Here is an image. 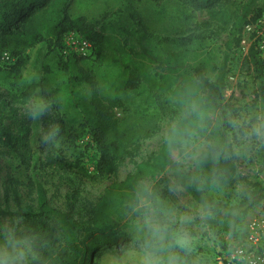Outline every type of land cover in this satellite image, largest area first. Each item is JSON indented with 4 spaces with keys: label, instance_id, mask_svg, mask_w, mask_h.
<instances>
[{
    "label": "rangeland",
    "instance_id": "1",
    "mask_svg": "<svg viewBox=\"0 0 264 264\" xmlns=\"http://www.w3.org/2000/svg\"><path fill=\"white\" fill-rule=\"evenodd\" d=\"M46 1L40 0L41 7H35L28 17H21L15 22V27L34 37L31 46L22 53L26 57L24 65L15 72L12 70L13 64L4 62L0 57V125L8 128L6 130L12 138L21 134V123L28 128L23 145L18 141H8L0 130V211L36 212L37 185H41L48 204L61 212H68L70 196L77 192L74 218L87 220L105 188L132 174L137 163L151 158L172 125L186 115L188 105L195 103L192 97L181 100L178 93H173V89L181 85L180 78L177 84L169 88L160 78L164 75L162 69L146 60L135 59V66L142 75H148V80L141 82V93L121 94L124 104L114 108V112L118 118L134 113L140 125L149 127L157 123L158 128L140 142L137 150L118 163L114 174L94 181L90 179L98 158L90 132L84 126L85 119L91 114L88 107L90 89L84 82L71 81L69 74L64 73L63 64L71 57L63 53L64 44L60 49L53 48V44L48 42L53 36L54 27L62 23L65 16L70 19L84 16L99 22L98 26L105 24L112 28L104 32L109 45L102 46L100 59L94 62L96 71L103 74L115 70L114 58L118 57L116 40L126 45L125 38L117 30L121 24L128 26L136 36L141 35L142 44L157 55L162 56L168 48L187 51L190 63L203 65L205 76L210 79L214 77L210 67L215 63L220 65L226 58L224 101L238 110L233 124L237 139L234 151L238 157V171L251 181L264 185V136L252 133L254 127L264 123V109L261 98L257 96L262 83L252 71L247 60L248 53L240 46V42L230 52L226 50L231 24L222 22V19L240 14L248 0ZM259 8H264V0L256 1L252 14L257 13ZM209 11L218 14L211 17ZM98 26L97 29L100 28ZM135 44L138 42L135 41ZM187 76L195 84H200L192 71H188ZM35 94L52 101L50 110L42 117L60 126V141L56 149L50 148L40 139V132L44 129L42 117L32 120L25 113L23 101ZM208 144L199 135L196 146L190 151L201 153ZM178 155L176 151L172 152V158L182 172L192 173L195 177L212 175L198 168L195 159L181 160ZM168 180L173 181L172 171L165 169L154 181H145L141 186L150 188L181 210L198 204L183 189L171 191ZM156 182L158 187H154ZM242 191L241 184L226 182L222 183V192L219 194L207 189L201 192L229 208L240 201ZM262 203L264 205V200L249 207L243 214L234 210L238 218L233 220L235 227L232 229L236 235L231 234L227 219L213 225L216 229L214 239L206 232L200 233L201 241L188 257L191 264H217L218 252L224 250L226 242L231 239L242 238L248 221L260 212ZM137 204L120 218L121 224L125 225L124 239L118 245L100 248L91 257L90 264H110L111 261L125 258L126 253L139 247L141 239L132 236V233L140 232L139 226L142 224L140 214L136 211ZM42 224L53 227L52 221L42 218L0 216V236L10 227L18 232H32L33 229L39 230ZM32 235L36 238L40 255L36 264H45L40 231Z\"/></svg>",
    "mask_w": 264,
    "mask_h": 264
},
{
    "label": "trees",
    "instance_id": "2",
    "mask_svg": "<svg viewBox=\"0 0 264 264\" xmlns=\"http://www.w3.org/2000/svg\"><path fill=\"white\" fill-rule=\"evenodd\" d=\"M256 1L248 0L240 14L235 17L229 16L225 20L222 19L224 24H231L225 44L228 52L239 46L244 26L254 21L261 13L262 9L259 8L257 13L252 14V8ZM45 2L47 1L45 0ZM41 4L40 0H0V57L3 53H8L10 56L8 63L13 64L12 70L14 69L15 72L24 65L26 57L22 53L31 46L34 40V37L28 32L19 30L18 26L15 27V22L21 17H28L34 12L35 7H41ZM209 14L214 17L218 13L209 11ZM98 25L99 22L88 20L84 16L74 19L65 16L62 23L54 27L53 36L48 40L50 44H53V48L60 47L61 49L65 33L76 32L94 46L92 56L70 55L71 57L63 64L64 73L69 74L71 81L84 82L90 89L88 107L91 114L85 119L84 126L90 132L98 158L94 166V173L89 178L94 181L114 174L118 163L130 155L133 150H137L140 142L150 137L158 128L157 123L149 127L140 125L134 118V113L118 118L114 112V108L124 104L121 94L141 93V82L148 80V75H142L133 62L140 58L164 71V75H161L160 78L167 87L171 88L178 83V78L181 79V85H177L173 89V93H178V98L181 100L191 97L195 99L198 110L203 113L205 123L200 135L209 142L207 148L201 152L205 158L197 163L198 168L206 174L210 172L212 175H219L222 183H236L243 186L242 198L236 205L229 208L243 214L246 209L264 200V185L261 182L251 181L238 171V157L234 151L237 139L233 132L234 118L237 117L234 115L238 113V110L224 101L226 58L220 65L215 63L210 67V72L214 75L213 79H210L205 76L203 65L190 63L187 51L168 48L162 56L157 55L142 44L141 35L136 36L128 26L121 24L117 30L125 38L126 45L121 44L118 39L116 40L115 51H117L118 57L114 58L115 70L103 74L96 71L94 62L99 61L102 46L109 45L104 32L108 29L112 30V28L105 24ZM97 26L100 28L97 29ZM135 41L138 44H135ZM136 48L139 50L136 51ZM247 60L252 71L261 80L262 84L258 89L257 96L261 98L264 109V75L257 52L253 47L248 51ZM188 71L193 72L200 82L199 85L187 76ZM188 118L192 119L193 117L188 116ZM51 122L47 117L41 118L44 129ZM6 129L8 128L0 125V130L8 141H18L22 145L25 143L28 128L24 124L21 123L19 126L21 134L14 138ZM173 151L175 150L168 147L165 136L151 158L137 163L132 174L126 176L122 181L112 182L105 188L92 207L89 218L85 221L74 218V214L77 212V192L70 196L68 212H61L48 204L41 185H37L38 210L36 212L0 211V216L42 218L53 222V227L42 224L39 230L23 232L32 235L33 232L40 231L44 244L42 255L45 264H90L91 257L100 248L111 244L118 245L124 239L125 225L121 224L120 218L137 204L138 193L145 189L141 183L148 180L154 181L165 169L172 171L173 181L168 180V184L171 187L174 184L183 185L182 189L196 203L205 198L214 200L197 190L195 184L191 182V178L195 177L194 174L184 173L178 169L172 158ZM217 153H219L218 156ZM262 156L264 158V149ZM154 187H158L157 182ZM215 201L218 207L227 208L223 203ZM237 218L235 215L225 217L221 212L211 223L217 225L224 219L235 221ZM230 232L236 235L233 229ZM132 236L140 238V232L132 233Z\"/></svg>",
    "mask_w": 264,
    "mask_h": 264
},
{
    "label": "clouds",
    "instance_id": "3",
    "mask_svg": "<svg viewBox=\"0 0 264 264\" xmlns=\"http://www.w3.org/2000/svg\"><path fill=\"white\" fill-rule=\"evenodd\" d=\"M51 104L52 101L41 94L23 101L25 113L32 120H39L50 110ZM188 116L193 118L189 119ZM204 127L203 113L195 103H190L186 115L167 132L166 143L179 154L178 159H195L199 163L205 156L190 149L196 146ZM252 133L264 136V123L254 127ZM40 139L50 148L56 149L60 141V126L57 123L49 124L41 130ZM191 182L199 191L207 189L217 194L222 192L221 177L217 174L192 177ZM182 188L183 185L174 184L171 191L177 192ZM136 211L142 219L139 226L141 244L126 253L125 258L111 261L110 264H191L188 257L200 243V233L206 232L214 239L216 229L211 222L221 212L225 217L235 215L234 209L220 208L215 200L207 198L181 210L150 188L138 193ZM228 224L231 231L235 227L234 221L229 219ZM39 259L35 236L18 232L14 227L6 229L0 236V264H36Z\"/></svg>",
    "mask_w": 264,
    "mask_h": 264
},
{
    "label": "built area",
    "instance_id": "4",
    "mask_svg": "<svg viewBox=\"0 0 264 264\" xmlns=\"http://www.w3.org/2000/svg\"><path fill=\"white\" fill-rule=\"evenodd\" d=\"M63 53L67 56H92L94 46L76 32H68L64 39ZM240 46L248 53L251 47L257 52L264 75V8L259 16L244 26L241 32ZM1 59L9 62L8 53ZM217 264H264V205L257 215L247 223L242 238L226 242L224 250L216 256Z\"/></svg>",
    "mask_w": 264,
    "mask_h": 264
}]
</instances>
